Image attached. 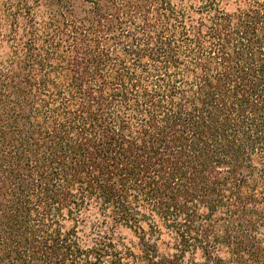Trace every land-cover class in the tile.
Segmentation results:
<instances>
[{
    "label": "trees",
    "instance_id": "obj_1",
    "mask_svg": "<svg viewBox=\"0 0 264 264\" xmlns=\"http://www.w3.org/2000/svg\"><path fill=\"white\" fill-rule=\"evenodd\" d=\"M0 264H264V0H0Z\"/></svg>",
    "mask_w": 264,
    "mask_h": 264
},
{
    "label": "rangeland",
    "instance_id": "obj_2",
    "mask_svg": "<svg viewBox=\"0 0 264 264\" xmlns=\"http://www.w3.org/2000/svg\"><path fill=\"white\" fill-rule=\"evenodd\" d=\"M122 233H123V235H124L126 238H131V237H132L131 233H130L129 231H127V230H122Z\"/></svg>",
    "mask_w": 264,
    "mask_h": 264
}]
</instances>
